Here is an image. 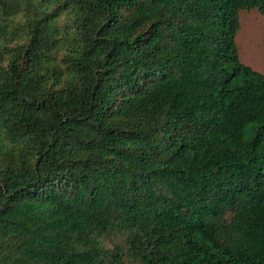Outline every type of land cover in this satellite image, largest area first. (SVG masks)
Here are the masks:
<instances>
[{"label": "trees", "instance_id": "obj_1", "mask_svg": "<svg viewBox=\"0 0 264 264\" xmlns=\"http://www.w3.org/2000/svg\"><path fill=\"white\" fill-rule=\"evenodd\" d=\"M264 0H0V264H264Z\"/></svg>", "mask_w": 264, "mask_h": 264}, {"label": "rangeland", "instance_id": "obj_2", "mask_svg": "<svg viewBox=\"0 0 264 264\" xmlns=\"http://www.w3.org/2000/svg\"><path fill=\"white\" fill-rule=\"evenodd\" d=\"M235 44L240 62L264 74V19L255 9L238 11Z\"/></svg>", "mask_w": 264, "mask_h": 264}]
</instances>
